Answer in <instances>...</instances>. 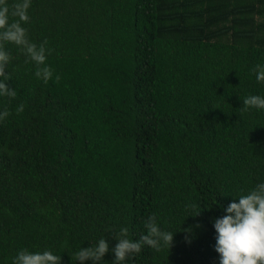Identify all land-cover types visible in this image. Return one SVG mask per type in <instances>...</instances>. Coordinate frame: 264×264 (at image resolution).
<instances>
[{
	"label": "trees",
	"instance_id": "16d2710c",
	"mask_svg": "<svg viewBox=\"0 0 264 264\" xmlns=\"http://www.w3.org/2000/svg\"><path fill=\"white\" fill-rule=\"evenodd\" d=\"M0 264H264V0H0Z\"/></svg>",
	"mask_w": 264,
	"mask_h": 264
}]
</instances>
